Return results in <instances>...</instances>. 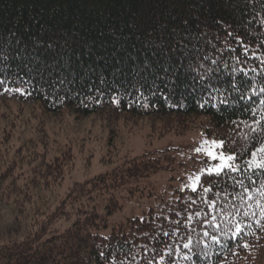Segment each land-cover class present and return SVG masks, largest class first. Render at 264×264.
Returning <instances> with one entry per match:
<instances>
[{
  "label": "trees",
  "instance_id": "16d2710c",
  "mask_svg": "<svg viewBox=\"0 0 264 264\" xmlns=\"http://www.w3.org/2000/svg\"><path fill=\"white\" fill-rule=\"evenodd\" d=\"M0 56L1 100L160 135L202 130L239 169L102 235L95 196L114 199L173 156L131 159L62 194L71 150L47 159L31 146L20 163L3 134L0 219L27 230L0 242V264H264V0H0Z\"/></svg>",
  "mask_w": 264,
  "mask_h": 264
},
{
  "label": "rangeland",
  "instance_id": "374dc122",
  "mask_svg": "<svg viewBox=\"0 0 264 264\" xmlns=\"http://www.w3.org/2000/svg\"><path fill=\"white\" fill-rule=\"evenodd\" d=\"M3 134L8 135L7 157L20 163L25 160L31 146L39 153L46 150L47 159L61 155L66 149L71 150L73 164L59 190L62 194L76 183H85L99 174L110 173L131 159L154 158L165 152L173 156H162L158 170L114 190V199H110L109 193L95 196L97 212L107 219V227L99 231L102 235H108L113 227L130 218L143 217L151 210L159 211L169 206L180 193L192 189L193 177L219 163L208 158L203 151H196L197 148L211 147L205 145V141L220 140L202 130L160 135L147 123L137 127L123 123L110 126L93 116L76 119L65 111L47 115L37 103L24 104L15 100L0 99V137ZM114 200L120 206L110 213L107 206ZM26 230L25 221L15 220L8 212L1 216L0 242L19 239Z\"/></svg>",
  "mask_w": 264,
  "mask_h": 264
},
{
  "label": "snow or ice",
  "instance_id": "6c2138e0",
  "mask_svg": "<svg viewBox=\"0 0 264 264\" xmlns=\"http://www.w3.org/2000/svg\"><path fill=\"white\" fill-rule=\"evenodd\" d=\"M218 23L223 24L222 21H218ZM229 35H233L232 32H229ZM239 39V38H238ZM245 51H247V48H245ZM0 59H6V57H2L0 56ZM205 59H207V57H205ZM213 63H216V61H212ZM193 79L195 80L196 77H193ZM201 80H203V77H200ZM4 83L3 80H0V85H2ZM217 90V89H214ZM15 91H22V89H15ZM262 92H264V88L261 89ZM143 94L141 93V96ZM153 95H155V93H153ZM119 99L117 97H113V103L119 104ZM223 103H227V101H222ZM264 102V101H262ZM201 107H203V105H201ZM205 145H211L210 148L204 149V148H197L196 151L197 152H204V154L212 159V160H218L219 163L215 164V165H211L209 166L206 170H204V172L201 173V175L206 174L209 176H212L213 174H215V176H220L222 175L225 170L231 171V172H236L239 169L233 165L232 161H234L237 157L234 153L232 152H225V151H221L220 149H223L225 146V141L223 140H211V141H205L204 142ZM261 152H264V147H262L260 149ZM253 156H255V153H253ZM257 167L259 168H264V162L258 163ZM201 175H197L195 177H193V183L191 185L192 190L196 191L197 187H199L200 185V181H201ZM187 187V186H186ZM206 191L209 189H205ZM212 204L214 205V202H212ZM239 230V229H238ZM205 235H208L207 232H205ZM213 240H217L218 237L216 236H212ZM191 239H189L188 243L184 244L185 248H188L189 245L191 244ZM101 255H103V253H101Z\"/></svg>",
  "mask_w": 264,
  "mask_h": 264
}]
</instances>
